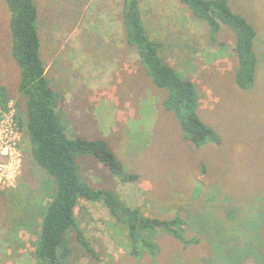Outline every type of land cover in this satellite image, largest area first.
I'll use <instances>...</instances> for the list:
<instances>
[{"label": "rangeland", "instance_id": "1", "mask_svg": "<svg viewBox=\"0 0 264 264\" xmlns=\"http://www.w3.org/2000/svg\"><path fill=\"white\" fill-rule=\"evenodd\" d=\"M228 2L255 30L254 82L245 89L235 81L233 30L221 24L212 39L207 24L176 0L139 3L160 57L191 82L195 113L219 139L196 146L165 106L169 91L152 82L126 42L122 0H34L40 57L63 97L67 137L106 140L121 175L137 178L120 180L91 154L78 156L79 173L93 189L136 207L139 218L176 219L173 229L184 239L154 225L134 240L103 202L79 199L76 220L95 256L72 231L68 264H264V0ZM8 23L0 0V85L18 114L25 99ZM20 133L16 182L0 187V264H38V214L56 188L32 155L25 125Z\"/></svg>", "mask_w": 264, "mask_h": 264}, {"label": "trees", "instance_id": "2", "mask_svg": "<svg viewBox=\"0 0 264 264\" xmlns=\"http://www.w3.org/2000/svg\"><path fill=\"white\" fill-rule=\"evenodd\" d=\"M141 0H122L121 18L125 40L133 45L139 61L158 87L169 91L165 106L177 117L185 138L194 145L205 142L219 143L215 132L206 126L195 113V91L189 80H185L168 65L158 51L160 42L151 39L143 25L139 12ZM197 18L203 20L210 30L211 38L221 24L236 34L237 56L236 83L249 88L254 82L256 57L253 51L255 30L239 13L234 12L228 0H176ZM9 11V30L12 38V54L20 71L18 91L25 99V109L14 113V121L21 130L28 132L31 152L37 164L50 175L56 185L55 194L39 211L40 230L34 246L38 264H68L71 253L70 234L76 237L85 250L95 256V251L81 236L76 220L75 207L79 199L99 200L109 212L128 226L130 238H141L142 227L162 226L179 240H184L173 229L176 219L159 220L139 218L137 208H129L111 190L93 189L79 173L78 156L91 154L103 162L122 181L136 180L137 175H121L122 169L114 152L104 139H87L80 136L68 138L59 113L62 95L50 86L45 66L40 57V40L36 25L37 7L34 0H5ZM9 94L0 85V109L7 110ZM52 192V193H53ZM196 241L191 238L188 242Z\"/></svg>", "mask_w": 264, "mask_h": 264}, {"label": "built area", "instance_id": "3", "mask_svg": "<svg viewBox=\"0 0 264 264\" xmlns=\"http://www.w3.org/2000/svg\"><path fill=\"white\" fill-rule=\"evenodd\" d=\"M9 101L7 110L0 109V187L14 186L20 167L19 145L21 133L14 121Z\"/></svg>", "mask_w": 264, "mask_h": 264}, {"label": "water", "instance_id": "4", "mask_svg": "<svg viewBox=\"0 0 264 264\" xmlns=\"http://www.w3.org/2000/svg\"><path fill=\"white\" fill-rule=\"evenodd\" d=\"M59 262L61 261V259L58 260Z\"/></svg>", "mask_w": 264, "mask_h": 264}]
</instances>
